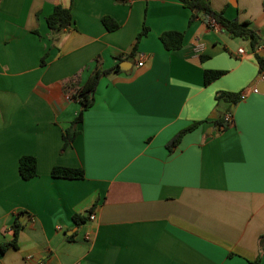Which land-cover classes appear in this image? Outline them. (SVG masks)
I'll use <instances>...</instances> for the list:
<instances>
[{
  "label": "crops",
  "instance_id": "1",
  "mask_svg": "<svg viewBox=\"0 0 264 264\" xmlns=\"http://www.w3.org/2000/svg\"><path fill=\"white\" fill-rule=\"evenodd\" d=\"M210 2L250 24L264 57V0ZM55 5L70 9L72 21L51 39L45 21ZM191 14L179 0H0V244L12 240L23 212L18 247L0 252V264L256 259L264 235V70L249 41L209 30L201 16L190 24ZM107 16L116 30L103 26ZM167 31L184 33L181 48H163ZM123 62L127 72L101 78L78 136L61 152L81 110L64 83L78 74L80 86L96 68ZM205 70L224 74L205 85ZM218 92L242 98L217 102ZM218 117L228 121L221 132ZM194 122L201 124L168 151ZM24 155L37 161L30 180L18 173ZM52 167L82 169L84 178L55 179ZM88 210L94 219L77 226L72 216Z\"/></svg>",
  "mask_w": 264,
  "mask_h": 264
},
{
  "label": "trees",
  "instance_id": "2",
  "mask_svg": "<svg viewBox=\"0 0 264 264\" xmlns=\"http://www.w3.org/2000/svg\"><path fill=\"white\" fill-rule=\"evenodd\" d=\"M118 1V0H117ZM121 2H126L127 0H120ZM182 3V7L191 11L190 24L198 17H202L204 22L208 26L211 20H214L219 24V27L226 31L230 36L234 38H242L245 41H249L251 45V50L255 54L256 59L258 60L261 69L264 70V57L263 55H259L258 47L261 46V38L259 34L250 27L249 23L239 22L237 19H227L223 16L222 11H215L210 7V0H179ZM72 21V16L70 9H64L58 5L54 6L52 13L46 18V25L49 29V35L51 39L54 38L55 34L60 30L67 28ZM118 22L113 18L107 16L102 20V24L108 31L116 30L119 25ZM148 32L146 27H143L142 31L137 35V41H140L143 36H145ZM38 34V32H36ZM184 33L179 31H167L161 34L160 41L162 43L163 48L166 51L176 50L181 48L184 43ZM135 51V46L132 49L133 53ZM131 56L125 57L128 59ZM122 59L118 58V62H121ZM45 62V57L42 59L41 65ZM119 73V65L115 64L113 67L107 70H99L95 69L87 81L78 86L79 83V75L74 74L71 76L66 83H64L63 88L65 93L71 99L76 100L79 103L81 110L77 117L72 121L71 125H69L62 134L63 145L61 146V152H63L72 142L76 139L79 134L77 126L82 123L83 114L87 108L93 105L94 101V92L96 86L99 84L101 78L105 75H109L111 73ZM223 72L221 70H205L203 73V80L205 85H209L220 76H223ZM242 98L239 93H228V92H218L215 96V100L217 102H226L230 105L236 104L239 99ZM228 121H226L222 117H218L213 123L214 127L221 132L228 128ZM201 123L194 122L188 127L182 129L180 132H177L173 138L167 143L166 149L168 151H172L177 145L180 144L183 137L197 128ZM37 161L31 155H24L19 160L18 165V173L23 180H30L36 177ZM51 176L55 179H74L80 180L84 178V172L82 169H74V167H52ZM91 214V210H88L86 214L78 215L74 214L72 216L73 222L77 226H81L86 223ZM23 215V212H19L16 214V219L12 226L13 230V238L8 242H3L0 244V252L4 253L6 250L16 249L18 247V234L22 229L23 225L20 222V217ZM264 253V235L259 237V253L255 260L249 262V264H259L261 259V254Z\"/></svg>",
  "mask_w": 264,
  "mask_h": 264
},
{
  "label": "built area",
  "instance_id": "3",
  "mask_svg": "<svg viewBox=\"0 0 264 264\" xmlns=\"http://www.w3.org/2000/svg\"><path fill=\"white\" fill-rule=\"evenodd\" d=\"M207 28L209 30H218V29H220L219 24L216 23L214 20L210 21V24L207 26ZM238 51H239L238 52L239 54H243L242 49H239ZM142 65H143V60L138 61L137 66L141 67ZM258 79L264 84V71L261 72V74L259 75ZM257 91H258L257 87L251 88V92L257 93ZM228 118H229V115L227 116V120H228ZM89 219H94L93 214L89 215Z\"/></svg>",
  "mask_w": 264,
  "mask_h": 264
},
{
  "label": "water",
  "instance_id": "4",
  "mask_svg": "<svg viewBox=\"0 0 264 264\" xmlns=\"http://www.w3.org/2000/svg\"><path fill=\"white\" fill-rule=\"evenodd\" d=\"M60 33H61V31L58 32V34H60ZM259 55H263V54L260 52ZM125 64H130V62H123L122 64L119 65V67L121 70L127 72V69L123 67V66H125Z\"/></svg>",
  "mask_w": 264,
  "mask_h": 264
}]
</instances>
